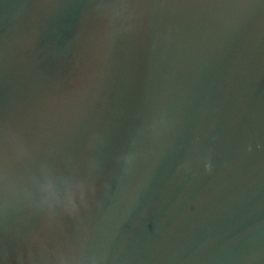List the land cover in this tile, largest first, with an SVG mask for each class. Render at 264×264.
Here are the masks:
<instances>
[{
  "label": "water",
  "instance_id": "1",
  "mask_svg": "<svg viewBox=\"0 0 264 264\" xmlns=\"http://www.w3.org/2000/svg\"><path fill=\"white\" fill-rule=\"evenodd\" d=\"M0 264H264V0H0Z\"/></svg>",
  "mask_w": 264,
  "mask_h": 264
},
{
  "label": "clouds",
  "instance_id": "2",
  "mask_svg": "<svg viewBox=\"0 0 264 264\" xmlns=\"http://www.w3.org/2000/svg\"><path fill=\"white\" fill-rule=\"evenodd\" d=\"M66 204H67V208L69 210H74V205H73V201H72V194L68 195ZM69 204L71 205V208L68 207Z\"/></svg>",
  "mask_w": 264,
  "mask_h": 264
}]
</instances>
